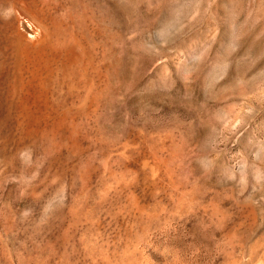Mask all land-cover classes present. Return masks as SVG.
<instances>
[{
    "label": "rangeland",
    "instance_id": "rangeland-1",
    "mask_svg": "<svg viewBox=\"0 0 264 264\" xmlns=\"http://www.w3.org/2000/svg\"><path fill=\"white\" fill-rule=\"evenodd\" d=\"M0 264H264V0H0Z\"/></svg>",
    "mask_w": 264,
    "mask_h": 264
}]
</instances>
